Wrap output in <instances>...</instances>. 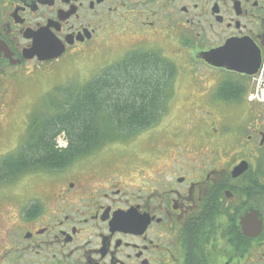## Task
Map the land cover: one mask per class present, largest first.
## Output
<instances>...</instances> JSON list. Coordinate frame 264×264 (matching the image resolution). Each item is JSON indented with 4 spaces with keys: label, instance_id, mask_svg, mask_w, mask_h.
Masks as SVG:
<instances>
[{
    "label": "flooded vegetation",
    "instance_id": "1",
    "mask_svg": "<svg viewBox=\"0 0 264 264\" xmlns=\"http://www.w3.org/2000/svg\"><path fill=\"white\" fill-rule=\"evenodd\" d=\"M39 40L64 51L25 58ZM0 41V80L123 45L185 60L196 86L188 119L0 194V264H264V0H0ZM228 41L258 51L255 74L207 61ZM222 73L237 100L217 97Z\"/></svg>",
    "mask_w": 264,
    "mask_h": 264
},
{
    "label": "trees",
    "instance_id": "2",
    "mask_svg": "<svg viewBox=\"0 0 264 264\" xmlns=\"http://www.w3.org/2000/svg\"><path fill=\"white\" fill-rule=\"evenodd\" d=\"M176 75V66L158 52L139 51L80 86L53 87L31 111L24 143L0 159V186L29 173L62 169L152 126L174 93ZM232 82L219 88L227 100L233 95ZM62 132L68 147L59 151L55 140Z\"/></svg>",
    "mask_w": 264,
    "mask_h": 264
},
{
    "label": "rangeland",
    "instance_id": "3",
    "mask_svg": "<svg viewBox=\"0 0 264 264\" xmlns=\"http://www.w3.org/2000/svg\"><path fill=\"white\" fill-rule=\"evenodd\" d=\"M123 50L124 46L119 45L109 51H100L91 58L89 54L84 53L86 57L79 59L76 63L72 62L74 67L70 65L57 66L56 69L50 67L43 74L35 72L29 77L27 84L19 83L15 79H6V76H4L0 80V89L4 94V98L0 94V159L8 153L16 151L23 144L28 133L31 111L47 91L52 90L56 85H66L68 83L81 85L85 83L98 75L102 70L101 67L109 66L121 60L124 55ZM173 61L178 67V74L175 78L174 93L166 103V111L162 119L167 117V119L175 118L178 121H184L192 115V113L189 115L187 113L190 110L191 98L194 97V87L196 86L190 78V70L185 65L186 61L178 58H174ZM33 69V67L19 69L17 73L29 75ZM73 71L77 72L75 73L76 76L71 77L70 82H68L69 79L66 78V75L73 73ZM218 75L220 76V74ZM5 87L9 91H4L3 88ZM54 172L43 171L41 173L49 177ZM22 183V180L12 182L8 185L7 191L14 192L18 190ZM2 188L3 186L0 187V190ZM4 205L6 204L3 203L2 206ZM5 225L6 222L0 217V229Z\"/></svg>",
    "mask_w": 264,
    "mask_h": 264
},
{
    "label": "water",
    "instance_id": "4",
    "mask_svg": "<svg viewBox=\"0 0 264 264\" xmlns=\"http://www.w3.org/2000/svg\"><path fill=\"white\" fill-rule=\"evenodd\" d=\"M2 44H0V51L4 49V45ZM233 51V44L231 41H228L222 48L207 53L206 59L215 66L226 67L247 74H253L257 71L261 61L258 51L252 53L251 56H235ZM35 55H37L39 60H48L60 55V50L57 47L56 50H50L44 42L39 41L34 47V50L31 51L30 57H34ZM243 62L246 66L242 64ZM246 222L247 220L242 221L244 233L246 235H258L254 232L253 226L248 225ZM257 232H261V225H259Z\"/></svg>",
    "mask_w": 264,
    "mask_h": 264
}]
</instances>
